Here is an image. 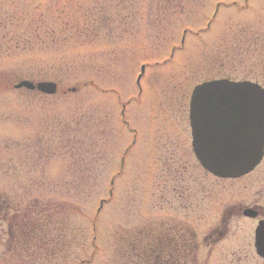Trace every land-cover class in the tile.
I'll use <instances>...</instances> for the list:
<instances>
[{
    "label": "rangeland",
    "instance_id": "374dc122",
    "mask_svg": "<svg viewBox=\"0 0 264 264\" xmlns=\"http://www.w3.org/2000/svg\"><path fill=\"white\" fill-rule=\"evenodd\" d=\"M243 4L0 0V199L10 206L0 225V264L19 256L30 262L31 253L39 259L26 224L39 221L42 233L44 208L62 204L74 207L72 218L86 234L82 264H119L126 236L185 214L176 199L174 209L164 203L175 198L163 166L171 165L164 160L171 154L184 165L191 194L196 178L205 184L203 201L192 198L186 218L195 230L190 264H264L253 247L254 219L233 217L217 243L203 240L233 207L264 208V157L240 178L216 180L188 145L195 85L224 76L264 85V0ZM251 31L260 35L254 47L247 41ZM21 80L52 81L57 90L14 89ZM178 145L185 151L169 152ZM4 243L12 257L4 256ZM68 253L77 254L76 244Z\"/></svg>",
    "mask_w": 264,
    "mask_h": 264
},
{
    "label": "water",
    "instance_id": "95a60500",
    "mask_svg": "<svg viewBox=\"0 0 264 264\" xmlns=\"http://www.w3.org/2000/svg\"><path fill=\"white\" fill-rule=\"evenodd\" d=\"M140 74L136 83L143 73ZM25 88L52 95V81L21 80ZM188 120L192 151L200 166L213 176L236 179L250 173L264 154V88L251 81L214 79L195 85L189 97ZM244 215L256 212L245 209ZM255 253L264 260V218L254 228Z\"/></svg>",
    "mask_w": 264,
    "mask_h": 264
},
{
    "label": "trees",
    "instance_id": "16d2710c",
    "mask_svg": "<svg viewBox=\"0 0 264 264\" xmlns=\"http://www.w3.org/2000/svg\"><path fill=\"white\" fill-rule=\"evenodd\" d=\"M0 206L3 207L2 214L0 215V225L7 221V213L10 210V206L6 203V200L0 199ZM72 206L62 204V206H55L54 208L48 207L44 208L43 211L46 213V217L44 219V230H42L41 233V226L40 222L38 221L37 224H34L33 221L28 222L26 226L30 229L28 234V241L29 244L31 242L35 243V240H37L38 243V249L40 250L39 253V259H41V255L43 254L44 260L40 261L34 256V253H31L30 256H33L35 260L30 259V262H27L25 260V256H19L16 257V262L13 264H70L72 261V264H82L83 260L79 258L80 252L84 249L85 242H86V234H83L81 232V225L79 222L75 221L72 218L73 213ZM52 212V213H51ZM35 215V213H33ZM38 215H41V213H38ZM6 224V223H4ZM37 225L40 228L34 229L33 227ZM9 227V224H8ZM36 227V226H35ZM72 227V229L70 228ZM10 229L8 231L6 230V237H10L9 233ZM28 229V230H29ZM150 232H134L133 236H126L122 242V248H124V253L120 255L121 261L119 264H183L182 262H179L175 254H172L171 256L174 257V259L171 257L166 260H159L155 258V254L153 251L154 248V233L152 229H149ZM28 232V231H27ZM27 235V233L25 234ZM128 235V234H127ZM24 237V236H23ZM26 238H22L20 241L24 240L26 242ZM176 242V239H174ZM195 238L193 232L190 233L189 236V246H190V254H191V261L192 263L193 259L196 258V251H195ZM9 242V240H8ZM20 247V252L23 251V254L26 250V245ZM177 243V242H176ZM5 244V249L7 245ZM21 244V243H20ZM41 244H43V247H41ZM77 247V254H74L71 256L69 251V247L72 246ZM29 246V245H28ZM33 247V245L29 246ZM10 251V245L8 247V251L4 250V256L12 257L13 254L8 253ZM22 255V254H21ZM71 256V261H69L68 257ZM77 256V258H76ZM76 258V259H75ZM181 259V258H180ZM31 260L35 261V263L31 262ZM42 260V259H41ZM181 261V260H180ZM9 261L5 262V264H9ZM43 262V263H42Z\"/></svg>",
    "mask_w": 264,
    "mask_h": 264
},
{
    "label": "flooded vegetation",
    "instance_id": "af4514ba",
    "mask_svg": "<svg viewBox=\"0 0 264 264\" xmlns=\"http://www.w3.org/2000/svg\"><path fill=\"white\" fill-rule=\"evenodd\" d=\"M247 1L248 0H243V5H247ZM233 5H235L236 1H232ZM221 2H216L215 6H214V11L212 14V17H215L219 11ZM208 23L207 22V27H208ZM245 33V32H243ZM253 37L251 38H247V41H250V45L252 44V47H254L256 43H260V35L257 32H252ZM254 45V46H253ZM228 79V80H232V81H251L254 83L259 84L260 86H262L264 88L263 84H260L258 81L255 80H249L246 78L243 79H233L231 77H219V78H209V79H205L204 81H208V80H214V79ZM202 81V82H204ZM200 82V83H202ZM136 85L138 86V84L136 83ZM138 94L140 91V88L138 87ZM189 103V101H188ZM124 105L122 106V110H121V115H124L123 109H124ZM188 117V114H187ZM189 121V120H188ZM125 124H127V122L124 120L123 121ZM189 124V122H188ZM136 141V135L135 133L132 135V140H131V145H133ZM188 145L189 148L193 154L192 151V146H191V134H190V127H189V139H188ZM128 146V147H130ZM127 148H125V152L124 154L127 152ZM178 148L180 149V152L178 150ZM188 150V149H187ZM186 150V151H187ZM184 152L185 149H182V147H180L179 145L175 150H169V152L171 153H181ZM194 156V154H193ZM264 157V155H263ZM172 159L170 161L166 160V163L170 162L171 165L167 164L165 165V163L163 164L164 168L166 169V171L168 173H170L173 177V181L175 182L174 185H171V193L173 195V197L170 200H167L166 202H164L167 205L168 209H174V205H173V200L176 199V206L177 208L181 209L185 214L182 215V218H177V219H173L172 216H170V218L172 219H158L157 221L154 222V226H153V237H154V254H155V258L159 259V260H163L166 258L169 259L171 258L172 254H175L177 259L179 260V262H182L183 264H190L191 261V254H190V246H189V236L190 233L193 232L195 233L194 229L191 227L189 221L186 219L187 218V214L188 212H190L191 209V205H192V198H194V200L196 199V201L198 202L197 205H199L201 203V201H203V197H204V193H205V184L203 182H201V178H196L198 185L196 187V189L192 192H190V184H184L185 182V177L183 176L184 173L186 172V169L184 167L183 164H181V162L177 161L178 158H176L175 160L173 159L174 156L171 154L169 156H165V159ZM195 158V156H194ZM263 159V158H262ZM163 160V162H164ZM195 161L197 163V165L200 167V169L204 172V173H208L209 175H211L214 179L216 180H220L223 178H219L216 176H213L212 174H210L209 172H207L204 168H202L199 164V162L197 161V159L195 158ZM162 162V163H163ZM261 162V161H260ZM123 163V157L121 158V166ZM259 165V164H258ZM195 180V179H194ZM161 196L159 197L160 200ZM162 201H159L157 204V209L161 210L164 206ZM233 211H231L229 213V215L226 218L221 219V222L218 223V226H215L214 228H211L210 232H208V234L206 236L203 237V240L205 242H207L208 245L210 244H215L219 241V238H221L223 236V234H225L227 232V228H228V223L229 220L232 219L233 217H243V218H250V219H254L256 220V224L260 219L264 218V208H260L258 205H253L251 207L249 206H236L233 207ZM245 209H252L256 212L255 217H248L246 215H244V210ZM256 226V225H255ZM255 228V227H254ZM174 239H176V242L174 241ZM254 247V246H253ZM174 259V257H172ZM181 258V259H180ZM196 259V258H195ZM261 259V258H260ZM181 260V261H180ZM262 260V259H261ZM264 262V260H262Z\"/></svg>",
    "mask_w": 264,
    "mask_h": 264
}]
</instances>
